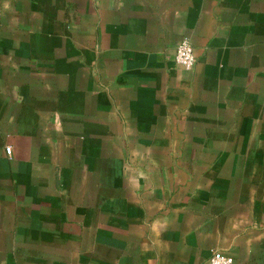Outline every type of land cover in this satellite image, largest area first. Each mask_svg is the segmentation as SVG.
Instances as JSON below:
<instances>
[{
  "label": "crops",
  "instance_id": "crops-1",
  "mask_svg": "<svg viewBox=\"0 0 264 264\" xmlns=\"http://www.w3.org/2000/svg\"><path fill=\"white\" fill-rule=\"evenodd\" d=\"M213 249L264 264V0H0V264Z\"/></svg>",
  "mask_w": 264,
  "mask_h": 264
},
{
  "label": "built area",
  "instance_id": "built-area-1",
  "mask_svg": "<svg viewBox=\"0 0 264 264\" xmlns=\"http://www.w3.org/2000/svg\"><path fill=\"white\" fill-rule=\"evenodd\" d=\"M174 61L187 70L194 66L195 54L188 39H182L177 43L174 52ZM5 151L7 154H10L11 147H6ZM207 261L209 264H233V258L230 255L216 249L210 251Z\"/></svg>",
  "mask_w": 264,
  "mask_h": 264
}]
</instances>
